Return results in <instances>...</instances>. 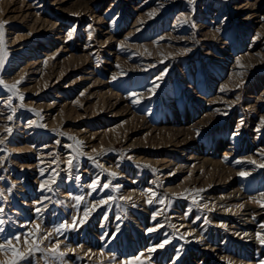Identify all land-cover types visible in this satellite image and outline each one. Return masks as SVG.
<instances>
[{
    "label": "rangeland",
    "instance_id": "1",
    "mask_svg": "<svg viewBox=\"0 0 264 264\" xmlns=\"http://www.w3.org/2000/svg\"><path fill=\"white\" fill-rule=\"evenodd\" d=\"M0 19V264H264V0Z\"/></svg>",
    "mask_w": 264,
    "mask_h": 264
},
{
    "label": "snow or ice",
    "instance_id": "2",
    "mask_svg": "<svg viewBox=\"0 0 264 264\" xmlns=\"http://www.w3.org/2000/svg\"><path fill=\"white\" fill-rule=\"evenodd\" d=\"M190 2H192V0H190ZM0 29H2V25H0ZM68 35H69V38H71L72 33L69 32ZM3 63H4V61H3V57L0 56V67L3 66ZM17 83H19V82H17ZM13 87H14V86H13ZM136 102H137V101H135V100L133 101V103H136ZM8 119L11 120L12 117L9 116ZM8 131L10 132L11 130L9 129ZM0 143H3V141H0ZM250 163L255 164L256 162H255V161H250ZM69 165H71V161H69ZM259 167H264V164L259 165ZM111 175L114 176L115 173H112ZM240 175L245 176V175H247V173H246V172H242V173H240ZM94 184H95V182H94ZM43 187H44V185L42 184V185H41V188H43ZM104 187H108V185L105 184ZM51 190H52L51 188H48V191H51ZM262 195H264V193H262ZM75 199H76L77 202L79 203V201L82 199V197H75ZM36 211L39 212L40 209H36ZM0 212H3V209H2V208H0ZM83 222H84L83 220L80 221V223H83ZM3 223H4V221H3V220H0V224H3ZM75 223H76V222L74 221L72 226H75ZM38 227H39V226H37V228H38ZM63 227H64V225H61V228H63ZM59 230H60V229H56V231H59ZM148 231L151 232V231H154V229H148ZM0 232H3V228H0ZM257 236H258V238H260V242H261V244H264V238H261L259 233L257 234ZM13 239H15V240L18 242L19 239H20V237H19V236H16V237H14ZM7 243H8L9 245H11L12 241H11V240H7ZM165 243H168V241H167V240L164 241V243H161V244L159 245V247H161V248L164 247V244H165ZM3 247H4L3 245H0V249H2ZM37 250H38V249H37ZM152 250H154V249H152ZM12 251L15 253L17 259H23V258H24V256H23L22 253H16V252H15V249H12ZM30 251H32V250L30 249ZM53 252H56V249H53ZM61 255H63V254L61 253ZM10 264H15V261L10 262Z\"/></svg>",
    "mask_w": 264,
    "mask_h": 264
},
{
    "label": "bare ground",
    "instance_id": "3",
    "mask_svg": "<svg viewBox=\"0 0 264 264\" xmlns=\"http://www.w3.org/2000/svg\"><path fill=\"white\" fill-rule=\"evenodd\" d=\"M10 1H11V0H10ZM12 1H14V0H12ZM51 1H52V0H51ZM3 2H5V1H3ZM20 2H21V1H20ZM56 2H57V1H56ZM21 3H22V2H21ZM23 3H24V2H23ZM35 3H36V2H35ZM0 20H1V19H0ZM42 46H43V45H42ZM139 86H141V84L136 85V87H139ZM263 196H264V195H263ZM52 216H53V215H52ZM256 236H257V235H256ZM3 260L6 261V262L9 261V260L11 261V254H10V253L4 254V255H3ZM6 262H5V263H6Z\"/></svg>",
    "mask_w": 264,
    "mask_h": 264
}]
</instances>
